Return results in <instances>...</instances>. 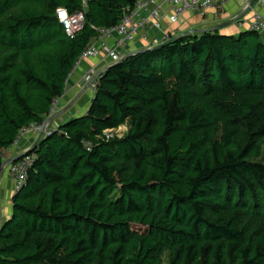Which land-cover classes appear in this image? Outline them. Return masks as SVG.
Returning <instances> with one entry per match:
<instances>
[{"label":"trees","instance_id":"trees-1","mask_svg":"<svg viewBox=\"0 0 264 264\" xmlns=\"http://www.w3.org/2000/svg\"><path fill=\"white\" fill-rule=\"evenodd\" d=\"M136 2L0 0V169ZM59 8L83 11V30ZM162 43L109 65L87 111L28 151L0 264H264V32Z\"/></svg>","mask_w":264,"mask_h":264},{"label":"built area","instance_id":"built-area-1","mask_svg":"<svg viewBox=\"0 0 264 264\" xmlns=\"http://www.w3.org/2000/svg\"><path fill=\"white\" fill-rule=\"evenodd\" d=\"M261 2H264V0H261ZM230 3L231 0H137L135 6L125 14L118 24L108 28H101L99 30V35L96 38L98 40L97 43L100 42V45L91 42L81 54L77 65L82 60L94 59L102 54H105L112 64L122 60L128 54L125 51L128 44L136 41L139 36L146 38L148 31L163 30L162 18L165 14L168 16L171 23L176 24L181 20V17L187 13H204L210 9L223 12ZM165 4L170 6V13L165 12ZM57 17L69 36L73 37L83 30L85 24V14L83 11L71 14L67 9L59 8L57 10ZM237 24L239 27H243L244 21L237 20ZM248 29L264 32V13L255 11L248 24ZM169 37L170 34L166 33L165 40ZM111 38H114L115 40L112 46L107 43V40ZM165 40L159 41L155 38L153 43L154 45H157ZM99 72L100 71L93 66L84 75V84L93 94L96 90V82L99 78ZM60 100L61 98L54 102L51 115L55 112ZM45 122L43 124H33L29 128L24 129L21 134H25L29 130L49 133L53 129L46 131L48 124H45ZM32 163L33 156L27 153L21 159L7 164L8 174L15 184V192L25 183ZM1 223L2 217L0 211V225Z\"/></svg>","mask_w":264,"mask_h":264},{"label":"crops","instance_id":"crops-1","mask_svg":"<svg viewBox=\"0 0 264 264\" xmlns=\"http://www.w3.org/2000/svg\"><path fill=\"white\" fill-rule=\"evenodd\" d=\"M252 1L253 0H231L230 5L223 12H218L214 9L207 10L204 13L190 12L182 16L181 20L176 24L171 23L168 16L165 14L162 18V31H148L146 38L139 36L136 41L128 44L125 51L131 53L139 49L151 47L154 45L153 41L155 38L159 41L165 40L166 33H169L170 36H176L187 31L198 32L208 29L214 30V28L219 26L221 27L219 30L224 34H235L243 29H248V24L252 19L253 13L255 11L264 13V2L257 0L253 6H250ZM248 6H250V8H247ZM170 10V6L165 4V12L170 13ZM237 20L244 21L243 27L238 26ZM97 41V38H93L91 42L97 43ZM114 42V38L107 40L110 46H112ZM97 45H100V42H98ZM110 64H112V62L105 54L94 59L82 60L78 65L76 64L67 81L65 94L61 97V100L64 101L63 104L66 103L65 97L67 100L70 99V102L56 114V118L52 122V128H56L60 124L84 114L82 112L88 109L93 95L91 90L84 84V75L93 66L99 71H103ZM37 138L38 137H34L32 133L21 134L17 143L5 152L4 163L11 161L13 158L33 147ZM7 167L6 165L0 177V211L2 221L11 214V200L15 193V184L8 174Z\"/></svg>","mask_w":264,"mask_h":264},{"label":"rangeland","instance_id":"rangeland-1","mask_svg":"<svg viewBox=\"0 0 264 264\" xmlns=\"http://www.w3.org/2000/svg\"><path fill=\"white\" fill-rule=\"evenodd\" d=\"M111 65V64H110ZM92 92V91H91ZM93 94V93H92ZM91 98V97H90ZM92 98H93V95H92ZM65 100H66V105L65 104H63V102L64 101H62V100H60V103H59V105H58V107L56 108V110H55V112H53V114L50 116V117H48L47 119H46V122H45V124L47 123L48 125H47V127H46V131H49L50 129H54V128H52V122L55 120V118H56V114L61 110V109H63L64 107H66L68 104H69V102H70V99H66V97H65ZM82 111V110H81ZM87 110L85 109L82 113H85ZM81 113V112H80ZM81 113V114H82ZM54 117V118H53ZM51 118H53L52 120H50ZM128 128H129V126L126 124V125H124V126H121L119 129H117L116 130V134H118V136H123L127 131H128ZM27 133H32V135L35 137V136H37L38 138H39V136H40V134L41 133H46V132H34L33 130H29L28 132H26V134ZM37 138V139H38ZM32 148V147H31ZM30 148V149H31ZM30 149H28L27 151H25V152H23L22 154H20V155H23L24 153H26V152H28ZM19 155V156H20ZM25 156V155H24ZM23 156V157H24ZM22 158V157H21ZM20 158V159H21Z\"/></svg>","mask_w":264,"mask_h":264},{"label":"water","instance_id":"water-1","mask_svg":"<svg viewBox=\"0 0 264 264\" xmlns=\"http://www.w3.org/2000/svg\"><path fill=\"white\" fill-rule=\"evenodd\" d=\"M256 1H257V0H253V1L251 2L250 6H253V5L256 3ZM250 6H248L247 8H250ZM219 28H221V27H220V26H219V27H216V28H214V30H218ZM189 32H193V31H187V32H185V33H189ZM162 45H163V43H160V44H157V45H153V46H151V47H148V48H143V49L136 50L134 53L142 52V51H145V50H147V49H155V48H157V47H159V46H162ZM104 71H105V69H104L103 71H100L99 74H98V76H100ZM53 118H54V117H53ZM53 118H51L50 120H52ZM42 136H43V133L40 134L39 138L37 139L36 143L34 144V146H33L32 148H34V147H36V146L38 145V143H39L40 139L42 138ZM32 148H31V149H32ZM31 149H30V150H31ZM30 150H29V151H30ZM27 153H28V152L24 153L23 155L17 156V157L13 158V159H12L11 161H9V162H5V163L3 164V166H2V168L0 169V177H1V174L3 173L4 168L6 167V165H7L8 163H10V162H15V161L19 160L21 157H23V156L26 155ZM1 217H2V216H1Z\"/></svg>","mask_w":264,"mask_h":264}]
</instances>
